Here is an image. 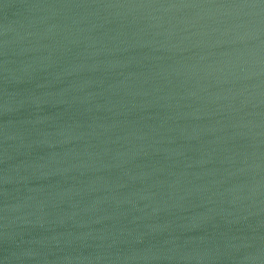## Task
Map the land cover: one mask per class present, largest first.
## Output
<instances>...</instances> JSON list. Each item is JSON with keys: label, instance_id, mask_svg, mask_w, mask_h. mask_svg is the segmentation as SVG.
<instances>
[{"label": "water", "instance_id": "95a60500", "mask_svg": "<svg viewBox=\"0 0 264 264\" xmlns=\"http://www.w3.org/2000/svg\"><path fill=\"white\" fill-rule=\"evenodd\" d=\"M0 264H264V0H0Z\"/></svg>", "mask_w": 264, "mask_h": 264}]
</instances>
